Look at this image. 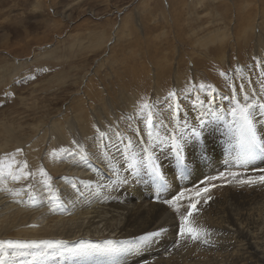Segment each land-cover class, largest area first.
Segmentation results:
<instances>
[{"label":"bare ground","instance_id":"obj_1","mask_svg":"<svg viewBox=\"0 0 264 264\" xmlns=\"http://www.w3.org/2000/svg\"><path fill=\"white\" fill-rule=\"evenodd\" d=\"M225 41L215 31L200 46L221 49ZM259 42H264V33ZM167 67H159L155 87H145L151 94L154 90L150 100L142 98L149 108L138 102L144 88L132 91L127 86V90H118L117 101L110 98L102 106L92 104L97 110L91 112L86 101L78 100L73 115L67 112L53 122L46 162L52 169L61 167L63 175L54 184L38 187L36 194L25 198L11 194L9 202L16 205L20 200L16 212L29 223L19 219L10 227L18 230L17 236L32 241L58 239L65 243L51 249L41 245L9 250L4 262L264 264V63L241 64L239 73L229 76L216 74L221 80L213 87L216 98L208 94L196 72L184 78L177 71L172 79L173 72L166 71ZM87 85L90 88L92 81ZM100 92L105 96L104 89ZM113 103L117 109H111ZM241 108L248 109L255 134L250 146L237 143V139L242 142L240 134L247 136ZM205 112L213 114L205 117V132L215 129L214 136L207 143L200 140L193 152L186 149L183 164L178 165L167 143L169 133L183 131L185 120L195 123ZM104 114L114 121L109 131ZM61 123L84 137L80 146L71 149L68 160L57 158L58 152L71 146L66 145L71 138ZM99 132L105 133L103 138ZM185 140L192 143L187 137ZM149 154L160 162L163 186L142 159ZM133 157L138 161L135 167L129 164ZM247 180L252 183H240ZM180 193L179 200L168 203ZM190 204H195L192 226L207 229L197 240L178 234L179 217ZM146 233L159 234L148 242L129 243Z\"/></svg>","mask_w":264,"mask_h":264},{"label":"rangeland","instance_id":"obj_2","mask_svg":"<svg viewBox=\"0 0 264 264\" xmlns=\"http://www.w3.org/2000/svg\"><path fill=\"white\" fill-rule=\"evenodd\" d=\"M215 31L225 46L201 47ZM262 33L264 0H0V162L11 163L20 176H0V240L32 241L10 227L29 220L16 212L20 200L14 205L9 197L36 194L63 175L61 167L48 166L45 154L53 122L73 115L78 100L92 112L97 110L92 104L117 101L118 90L131 86L144 88L138 100L143 105L142 98L150 100L154 93L145 87H155L156 72L165 64L172 79L177 71L184 78L196 72L216 98L213 87L221 81L216 74L229 76L239 73L241 64L264 63ZM104 115L109 131L114 121ZM61 128L72 140L57 158L68 160L84 137L64 123ZM238 138V144L250 146L248 135ZM2 264H7L3 258Z\"/></svg>","mask_w":264,"mask_h":264},{"label":"snow or ice","instance_id":"obj_3","mask_svg":"<svg viewBox=\"0 0 264 264\" xmlns=\"http://www.w3.org/2000/svg\"><path fill=\"white\" fill-rule=\"evenodd\" d=\"M175 93H169V96H174ZM144 108H149L150 106L145 104L143 105ZM213 114L210 112H205L201 114L199 117L195 118V123H191L187 120L184 121L182 125L183 131L173 129L174 135L172 133H169V140L167 143L171 145L172 150L176 154V163L178 165L183 164L182 157L184 155L185 150L187 149L189 152L195 151L196 147L199 144L200 140H203L205 143L209 141L211 137L214 136L215 129L209 128L207 132H205V128L207 127V121L205 117H211ZM240 115L244 122V128L246 134L249 136L251 140H255V134L251 127V119L248 114L247 108H241L240 109ZM218 118V117H217ZM151 114H149L148 120L151 122ZM99 131V130H98ZM105 135L104 132H100L101 138ZM191 139L192 143L187 144L185 138ZM203 150H206L203 149ZM19 151V149L17 150ZM142 151H146L142 149ZM144 160V163L148 165L151 169L152 176L155 180L161 183V186H163V180H162V170L160 168V162L158 161V158L154 155L149 154L146 158H142ZM138 161L135 157L130 159L129 164L131 167H135L137 165ZM25 162V167H26ZM41 172L43 173V169H41ZM7 175L11 176L13 179H20L19 175H16L12 171V165L11 163H8L5 165L3 162H0V176ZM23 175L27 176L28 173H23ZM235 175V173H233ZM221 176H223V173H221ZM261 181L264 182V178H261ZM240 183H252L251 180L247 181H240ZM206 191V189H205ZM183 196V193H180L177 197L174 198V200L168 201V203H174L175 200H179ZM206 202V201H205ZM195 210V204H190L189 209L186 210V214L180 215L179 217V232L178 234L180 236H190L193 240L200 239L202 235L207 233V229L203 227H193L192 221L190 220V217L193 214V211ZM159 233H146L139 237H136L133 239V241H130L129 243H141V242H148L151 238H154ZM64 241H22V240H0V264H2V258L6 257L9 254V250H15V249H23V248H33V247H39L41 245L51 249L55 248L59 245L64 244Z\"/></svg>","mask_w":264,"mask_h":264}]
</instances>
